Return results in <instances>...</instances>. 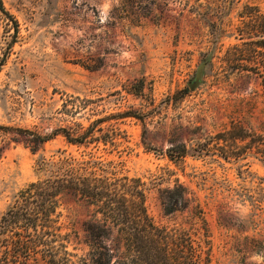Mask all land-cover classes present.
Instances as JSON below:
<instances>
[{"label": "rangeland", "instance_id": "1", "mask_svg": "<svg viewBox=\"0 0 264 264\" xmlns=\"http://www.w3.org/2000/svg\"><path fill=\"white\" fill-rule=\"evenodd\" d=\"M2 2L17 33L10 42L13 22L0 11V216L42 176L37 157L90 152L114 173L145 182L147 213L169 231L173 248L198 264H257L253 257L264 256V0ZM96 120L86 147L61 134L39 144L17 131L77 134ZM233 126L243 139L232 140ZM178 146L188 153H165ZM175 184L186 203L166 213L162 190ZM57 211L68 234L64 262L90 264L84 228L92 206L66 195Z\"/></svg>", "mask_w": 264, "mask_h": 264}, {"label": "trees", "instance_id": "2", "mask_svg": "<svg viewBox=\"0 0 264 264\" xmlns=\"http://www.w3.org/2000/svg\"><path fill=\"white\" fill-rule=\"evenodd\" d=\"M0 11L12 19L13 42L17 22L2 0ZM2 61L3 57L0 65ZM171 97L177 99L176 94ZM120 116L140 118L136 112ZM99 121L77 134L65 127L44 135L26 129L17 131L30 134L39 144L61 134L68 144L86 147ZM236 128L227 131L233 141L244 138L234 132ZM262 140L264 144V135ZM37 150L32 148L33 152ZM175 150L179 156L188 153L184 146L167 148L165 153L171 156ZM260 154L264 157V150ZM35 163L42 176L21 188L0 216V264H34L40 260L43 264H67L68 234L60 231L57 211L60 198L66 195L92 206V218L84 228L90 264H198L199 260L187 256L178 245L173 248L175 242L169 231L154 224L146 209V184L140 177L114 173L108 162L90 152L75 156L56 150L49 157L40 155ZM163 192L164 212L185 206L182 185L175 184Z\"/></svg>", "mask_w": 264, "mask_h": 264}, {"label": "water", "instance_id": "3", "mask_svg": "<svg viewBox=\"0 0 264 264\" xmlns=\"http://www.w3.org/2000/svg\"><path fill=\"white\" fill-rule=\"evenodd\" d=\"M204 66V63H201L196 72H195V75H194V78H193V81L191 82H188V87L189 89H193L198 83H199V80H200V77H201V74H202V68Z\"/></svg>", "mask_w": 264, "mask_h": 264}, {"label": "clouds", "instance_id": "4", "mask_svg": "<svg viewBox=\"0 0 264 264\" xmlns=\"http://www.w3.org/2000/svg\"><path fill=\"white\" fill-rule=\"evenodd\" d=\"M253 259H255V260L257 261V264H259V261H260L261 259H264V256H262V255H260V254H257V255H255V256L253 257Z\"/></svg>", "mask_w": 264, "mask_h": 264}]
</instances>
